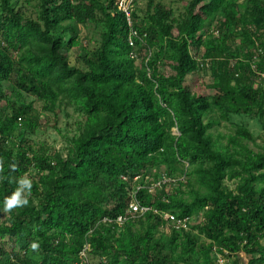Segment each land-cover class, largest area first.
Returning <instances> with one entry per match:
<instances>
[{"label": "trees", "instance_id": "1", "mask_svg": "<svg viewBox=\"0 0 264 264\" xmlns=\"http://www.w3.org/2000/svg\"><path fill=\"white\" fill-rule=\"evenodd\" d=\"M27 4L0 0V264H83L86 246L91 264H220L214 252L240 251L264 264V140L242 124L215 136L206 121L264 129V0H148L133 27L116 0ZM100 18V38L81 31ZM37 101L55 125L61 103L83 114L67 156L28 136ZM149 174L179 189L150 192ZM22 177L28 204L4 212ZM136 191L144 206L204 219L165 236L153 210L131 217Z\"/></svg>", "mask_w": 264, "mask_h": 264}, {"label": "rangeland", "instance_id": "2", "mask_svg": "<svg viewBox=\"0 0 264 264\" xmlns=\"http://www.w3.org/2000/svg\"><path fill=\"white\" fill-rule=\"evenodd\" d=\"M15 1H19V5H22L28 2L27 6L28 8H30L31 12L33 9L37 7V4L39 2V0H15ZM158 1H162L165 4H173L175 8L177 9V8H183L184 5H186L189 0H158ZM147 4H148V0H139V6H137V8L139 7L138 12L144 13L147 8ZM102 24H103V21L100 18L98 22L90 23L89 25H86V26L80 25V28L84 34H87L93 38L98 39L100 38V34L104 30ZM203 33H206V32H203ZM0 39H1V36H0ZM191 49H192V53L195 54L196 48L192 46ZM164 69L167 73L171 72V68L168 65L165 66ZM256 81L257 83H261V79L260 80L256 79ZM32 99H34V97L29 98L30 101ZM35 107L41 112L39 128L35 133H28V136L32 138V140H34L37 146H40V147L45 146L47 148L55 149L61 152L64 156H67L68 150L71 146L72 138L75 135L80 133L79 126L83 122V114L80 111L76 110L74 106L61 103L59 106V112H58L59 119H58L57 125H55L54 124L55 114L53 112L42 110V105H41V102L39 101L35 103ZM206 121L212 125L211 130L214 132L215 136H218L219 133L223 135L234 133L237 126L242 124V125H246L253 132V134L258 140L257 141L258 143H262L264 140V129L262 128L260 121L253 119L251 117H248V116L235 115L233 116L232 123H231V122L222 120L219 116V113H215L212 116H208L206 118ZM223 142L226 143L227 139H224ZM250 145L255 150H259V147H257L255 143L251 142ZM187 165H188V162L186 163V166ZM160 170L161 172H163L165 170V167H163ZM149 176L151 177V179H155L152 176V174H149ZM181 178H184V177H181ZM225 184L229 188H236V185L238 184V180L226 179ZM166 189L169 192H172V191H175V189L178 190L179 187L168 184ZM192 219H193L192 222L194 223V225L196 223H199L200 221L204 219V212H201L195 215ZM164 221L166 222L165 219ZM172 229L173 227L171 226V224L166 222L160 226V233H164L165 236H170L172 234ZM262 242L264 243V239L262 240ZM4 243H5L4 246L6 248L12 247L10 242L8 244L7 242L4 241ZM214 254L218 257V261L220 264H233L235 262L247 264L250 258L252 257L251 255L247 254L245 251H240L238 254H234L232 256H224L223 254H216V252H214ZM88 260H89V257H88Z\"/></svg>", "mask_w": 264, "mask_h": 264}, {"label": "built area", "instance_id": "3", "mask_svg": "<svg viewBox=\"0 0 264 264\" xmlns=\"http://www.w3.org/2000/svg\"><path fill=\"white\" fill-rule=\"evenodd\" d=\"M135 1L136 0H118L117 1V6L119 8L120 11H122L123 13H125V16L128 20V23L130 24V26L133 27V9L135 7ZM135 35H137V32L134 31L133 32ZM142 41H144L142 39ZM130 43L132 45H134V41H132V38L130 39ZM264 76V74H263ZM261 78H258L257 80H260ZM174 131V134H177L179 135L180 132H179V129L176 127H174L173 129ZM187 163V162H186ZM188 166V165H187ZM177 179H174V178H171V177H167V176H163L160 180L158 181H155V179H151V177L148 175L145 177V185L144 187H148L150 192H154L155 190H157V187L163 185V184H171L172 182H175ZM143 187V186H142ZM138 189H140V187L138 186ZM136 192H134V197L133 199L130 201V204H129V209H128V212L130 213L131 217H137V216H141V215H144L146 214L147 212H149L150 210H153L154 213L156 214H160L169 224H171V226L173 228H176V229H189L191 227V224L193 223L192 222V217H184V218H179L177 216V214L173 213L172 211H163V210H160L154 206H144L140 203V201L138 200V198L136 197ZM127 215H120L118 218H117V222L120 223V224H123L126 219H127ZM104 221L105 222H113L111 218L109 217H105L104 218ZM88 250H89V247L86 246L84 248V250L81 252V256L83 257V264H90L89 260H88Z\"/></svg>", "mask_w": 264, "mask_h": 264}, {"label": "clouds", "instance_id": "4", "mask_svg": "<svg viewBox=\"0 0 264 264\" xmlns=\"http://www.w3.org/2000/svg\"><path fill=\"white\" fill-rule=\"evenodd\" d=\"M117 1L118 0H116V3H117ZM137 6H138V0L135 1L134 9ZM132 14H133V12H132ZM32 187H33V184H32L31 179H29L27 177L20 178L19 181H18V187L15 189V191H13L10 196H7L4 199V201H3V209L2 210L4 212H10L14 208H18V207H22L24 205H27L28 204V199L26 197H27L28 194L31 193ZM31 246H32L33 249H37L39 247V244L34 242Z\"/></svg>", "mask_w": 264, "mask_h": 264}]
</instances>
